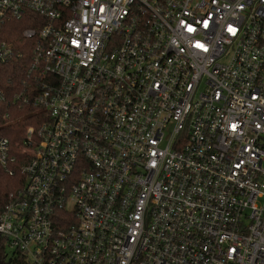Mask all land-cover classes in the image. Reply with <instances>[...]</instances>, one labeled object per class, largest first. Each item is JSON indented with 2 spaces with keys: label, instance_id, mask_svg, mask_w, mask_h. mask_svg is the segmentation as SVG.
I'll use <instances>...</instances> for the list:
<instances>
[{
  "label": "built area",
  "instance_id": "1",
  "mask_svg": "<svg viewBox=\"0 0 264 264\" xmlns=\"http://www.w3.org/2000/svg\"><path fill=\"white\" fill-rule=\"evenodd\" d=\"M22 19L10 264H264V0H0V70Z\"/></svg>",
  "mask_w": 264,
  "mask_h": 264
},
{
  "label": "trees",
  "instance_id": "2",
  "mask_svg": "<svg viewBox=\"0 0 264 264\" xmlns=\"http://www.w3.org/2000/svg\"><path fill=\"white\" fill-rule=\"evenodd\" d=\"M30 24L24 22V20H12L8 24L10 29V40H14L16 43L15 49L21 53L20 57L13 59L6 64L0 70V87L7 90L11 84L19 85L21 74L30 62V47L31 43L29 40H25L21 37V31L28 27ZM11 113V117H20V119L14 123L6 125V121L2 119V115L5 113ZM31 108L26 107L22 109L14 108L10 105L9 101H0V135L8 137L12 152L20 158L23 157L20 144L24 138V130L26 126L35 125L33 116L31 115ZM20 163H15V171L12 175L8 174L0 166V209L5 204L7 196L10 192L21 187L24 182V176L19 170ZM7 245L5 239L0 235V264H10L12 261L9 254L6 252Z\"/></svg>",
  "mask_w": 264,
  "mask_h": 264
},
{
  "label": "rangeland",
  "instance_id": "3",
  "mask_svg": "<svg viewBox=\"0 0 264 264\" xmlns=\"http://www.w3.org/2000/svg\"><path fill=\"white\" fill-rule=\"evenodd\" d=\"M11 251H12V249H10V248L7 246V248H6V252H7L8 254H10Z\"/></svg>",
  "mask_w": 264,
  "mask_h": 264
}]
</instances>
